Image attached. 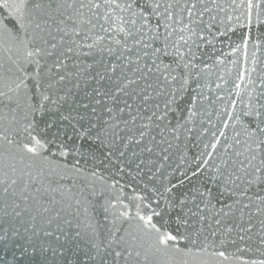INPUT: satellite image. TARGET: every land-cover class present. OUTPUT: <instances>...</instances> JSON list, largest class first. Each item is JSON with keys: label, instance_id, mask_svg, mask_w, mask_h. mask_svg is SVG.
Returning a JSON list of instances; mask_svg holds the SVG:
<instances>
[{"label": "snow or ice", "instance_id": "1", "mask_svg": "<svg viewBox=\"0 0 264 264\" xmlns=\"http://www.w3.org/2000/svg\"><path fill=\"white\" fill-rule=\"evenodd\" d=\"M0 264H264V0H0Z\"/></svg>", "mask_w": 264, "mask_h": 264}]
</instances>
